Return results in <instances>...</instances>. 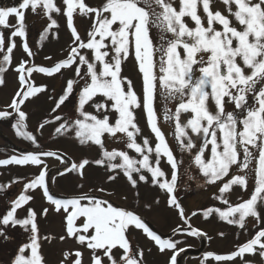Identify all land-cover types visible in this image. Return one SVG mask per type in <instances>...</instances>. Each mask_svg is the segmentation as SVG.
Here are the masks:
<instances>
[{"label":"snow or ice","instance_id":"snow-or-ice-1","mask_svg":"<svg viewBox=\"0 0 264 264\" xmlns=\"http://www.w3.org/2000/svg\"><path fill=\"white\" fill-rule=\"evenodd\" d=\"M219 3L223 10L214 0H103L97 6L86 0H19L15 6L0 7V86L6 85L9 71L16 73L18 82L10 102L0 110V121H14L15 135L33 148L0 159V167L39 169L30 178L0 184V194L22 185L0 214V240L12 238L9 229L26 236L11 264H47L41 241L50 236L41 235L40 220L50 212L61 217L60 241L70 239L77 246L63 252L61 264H85V253L87 264H146L145 253L153 248L166 256V264H178L185 249L173 237H207L191 223L200 213L187 215L177 196L184 178L217 188L212 199L223 207L200 210L205 220L215 216L242 233H252L229 253H205L199 264H256L248 257L257 256L264 264V0ZM29 12L46 20L39 48L60 39L57 17L66 21L69 43L63 57L50 66L35 63L37 52L30 46L26 22ZM13 17L15 22L9 23ZM77 17L88 21L83 37ZM17 49L22 52L18 62ZM45 59L51 61L52 56ZM129 59L138 70L139 93L133 80L123 75ZM34 74L63 78L59 93L47 84L37 85ZM41 95L51 103L50 110L36 129L29 130V115L23 109ZM69 106L70 112L62 114ZM141 116L148 135L140 126ZM162 122L171 129L175 148ZM46 127L53 130L50 136L72 137L79 146L94 148L97 156L69 165L64 154L42 150L35 133ZM177 150L181 157L187 155L184 171ZM46 158L65 164L60 176L75 173L83 180L85 169L95 167L104 170L105 179L90 191L55 198ZM121 176L136 205L141 184L164 194L166 206L182 222L172 228V236L162 238L135 207L115 206L106 198L115 193L104 184ZM237 189L248 198L232 203L229 197ZM37 192L50 205L39 212L32 207ZM122 199L127 201L128 195ZM159 204L156 198L143 207L150 210ZM137 233L149 242L147 248L135 239Z\"/></svg>","mask_w":264,"mask_h":264},{"label":"rangeland","instance_id":"rangeland-1","mask_svg":"<svg viewBox=\"0 0 264 264\" xmlns=\"http://www.w3.org/2000/svg\"><path fill=\"white\" fill-rule=\"evenodd\" d=\"M19 0H0V7H12L15 6ZM59 2V0H58ZM86 2L90 6L100 5L103 0H86ZM215 6L220 10H223V5L219 3V0H214ZM58 23L61 25L59 36L60 39L58 41L53 40L52 42H45L43 48H39L38 46V36L42 31L43 27L46 24V20L42 19L39 16H34L30 12L26 16V22L29 25V43L30 46L33 47V50L37 52L34 60L37 65L42 66H50L54 61L61 59L65 54V49L67 44L69 43V35L66 30L65 24L66 21L63 17H57ZM15 19L9 18V23H14ZM191 23V22H190ZM75 24L83 37L85 35V29L88 27V21L86 19H81L79 17L76 18ZM7 35V32L5 33ZM19 43V41H18ZM45 56H52V60H46ZM16 62L20 58H22V52L17 49L15 51ZM26 58V57H24ZM123 75L129 77L133 80L136 90L139 93L141 90L140 77L138 74V70L134 60L129 59L123 66ZM6 85L0 86V110L4 109L6 104L10 102L11 97L15 93L18 88V82L16 79V73L13 71H9L6 76ZM33 79L35 80L37 85L47 84L49 88H55L57 93H59L61 89V82L63 78L51 79L43 74H34ZM47 101L46 96L41 95L38 99L33 100L31 103H28L24 107V111L29 115V130H34L38 127V123L47 116L48 111L50 110L51 103ZM71 106L69 108H65L62 114H68L70 112ZM91 110V109H89ZM140 126L144 128V119L140 117ZM162 128L167 135V139L169 143L175 148V144L173 142V137L171 135V129L169 126L162 122ZM53 131L51 128H45L41 131V133H36L40 140L45 144V148H50V150L58 151L64 154L65 159L68 161L69 165L72 162H79L81 158H89L93 159L97 156V151L94 148H84L78 145L77 142L72 137L67 138H59L52 137L49 133ZM144 134L148 135V131L144 128ZM14 136L11 129L8 125L3 122L0 123V159H5L10 155L17 154L15 151H12L11 147L17 148H25L23 144L25 141ZM109 147H121L120 145H109ZM7 149V152H4ZM56 149V150H55ZM31 150V149H28ZM78 150L81 153H78ZM12 151V152H10ZM65 152V153H63ZM178 158H183L184 163L181 165V170L184 171L185 165L189 163L187 155L185 154L181 157V154L177 150ZM46 163L49 168V186L50 191L58 196H73L68 193L71 192L72 185L73 192L78 194L81 191H90L92 187L103 183L105 179V172L103 169L99 168H86L84 179H78L75 173L65 174L64 176H60L59 173L64 171L65 164L57 161L55 158L46 159ZM162 167L165 171H169V168L166 163H162ZM54 168L63 169L61 171H54ZM39 169L34 167H19V166H8V167H0V184H5L11 181L15 177H31L34 173H37ZM195 174V173H192ZM70 175V176H69ZM188 188L189 192L192 195L182 194L180 196V201L185 208V212L187 215H191L193 211H198L199 209L205 207V205L210 206H218L219 202L214 201L212 199L213 195L217 192V188L214 186L203 187L202 191H199V183L188 181L186 178L183 179ZM79 184H83L84 188L80 189L78 187ZM104 187L114 192L115 194L112 196H108V198L115 206L120 207H128L132 208V201L135 200L132 190L126 184L125 179L121 176L115 183L112 184H104ZM22 188L21 184H14L11 189H9L6 193L0 194V214L4 213L6 209L9 207V201L15 199L16 195L20 192ZM201 188V187H200ZM180 190V188L178 189ZM177 190V191H178ZM181 191V190H180ZM140 192V203L135 208V210L144 218L145 222L148 224V221H151L159 228L164 230V235L170 233L169 231L172 228L182 225V222L179 220L178 215L172 209H169L166 206L167 210H162L160 205H154L150 210L145 209L143 205L145 203H151L155 196H159L161 200L165 201L164 194L161 193L158 189L151 187L150 185L141 184L139 186ZM74 194V195H76ZM95 195H101L98 192L93 193ZM127 194L128 200L125 201L122 199V195ZM35 199L32 202V207H34L38 212L43 207H50L46 203V201L42 198V194L37 192L34 194ZM243 196L244 199H247L248 196L239 189H237L230 197V201L232 203L239 202V198ZM218 204V205H217ZM141 209H143L141 211ZM20 216H23V212H19ZM191 223L193 226L200 228L204 232L207 233V237L201 238L203 241V247L200 250V238H192L184 236L173 237L181 240L180 247L184 248L188 253L181 255L178 258L179 264H199V261L203 258L204 254L207 252H213L217 254H226L234 250L237 243H243L251 236V232L242 233L237 228H233L234 232H231L232 227L227 225L226 223L219 221L215 216L205 220L202 214H198L195 217H192ZM251 224V222H250ZM197 225V226H196ZM150 227V226H149ZM151 228V227H150ZM155 229H153L154 231ZM40 231L41 235H49L50 239L48 241L42 240V254L44 255L47 264H61V260L63 259V252L74 250L77 246L70 239H66L65 241H60L59 237L64 234V228L62 224L61 217L52 212L49 213L46 219L40 220ZM157 232V230H156ZM168 232V233H167ZM224 232V237H220L218 233ZM159 233V232H157ZM167 233V234H166ZM229 233V234H227ZM234 234V238L232 234ZM161 234V233H160ZM9 235L12 237L9 241L4 242L0 240V264H11V260L15 255V250L19 246L22 241L26 240V236L22 234L19 230L9 229ZM211 237V239H208ZM136 240L139 241L140 245L147 248L149 246V242L143 237L142 234L137 233ZM135 242V241H134ZM187 246V247H185ZM146 264H166V256H162L158 253V251L153 248L151 253H145ZM248 259H252L256 262V264H260L259 257H248ZM85 264H87V253H85ZM209 264H216L215 261H210Z\"/></svg>","mask_w":264,"mask_h":264},{"label":"trees","instance_id":"trees-1","mask_svg":"<svg viewBox=\"0 0 264 264\" xmlns=\"http://www.w3.org/2000/svg\"><path fill=\"white\" fill-rule=\"evenodd\" d=\"M49 103V102H48ZM3 122H5L7 125H8V127L11 129V131H12V133L14 134V136L15 137H17L16 135H15V132H14V129H12L11 128V123H13L14 121H12V120H10V121H0V123H3ZM36 134V133H35ZM18 139H20V141L19 142H21V139L22 138H20V137H17ZM23 140V139H22ZM24 141V140H23ZM40 144H41V148H42V150H50V148H45V144L46 143H44L43 142V140L41 141L40 140ZM25 147H28V149H31V150H33V148H32V146L30 145V143L29 142H27V141H25V143L23 144ZM82 149H84L83 147H82ZM56 150V149H55ZM4 152H7V149H5V151ZM10 152H12V151H10ZM63 153H65V152H63ZM78 153H81V151L80 150H78ZM46 159H52V158H46ZM70 176V175H69ZM69 187H71V192H69L68 194L69 195H74V194H76L75 192H73V187H72V185H69ZM207 187H209V186H207ZM211 187V186H210ZM180 188V190H178L177 191V196H178V198H180V196L183 194H188V195H192V193H190L189 192V189H187L188 188V186H187V184H186V182L184 181V180H182L181 181V184H180V186L178 187V189ZM202 189H204L203 187H199V191H202ZM132 193H133V191H131ZM156 198H159L160 199V197L159 196H155V198L154 199H156ZM153 199V200H154ZM152 200V201H153ZM218 202V201H217ZM130 204H132V206L133 207H135V208H137V206L138 205H136V200H134V201H132ZM160 207L162 208V210L164 211V210H167L166 209V203H165V201L164 200H161L160 199ZM218 205V204H217ZM206 207H209L208 205H205V207H203V208H201V209H199L197 212L198 213H200V214H202L201 212H200V210H202V209H204V208H206ZM143 209H141V211H142ZM144 211V210H143ZM142 211V212H143ZM148 225L151 227V229L153 230V229H155L154 231L156 232V230H157V232H159V233H161V234H163L164 235V230L163 229H161V228H159L157 225H155L154 223H152L151 221H148ZM197 226V225H196ZM232 227V229H231V232H234L233 231V228H234V226H231ZM169 232H172V230L171 231H169ZM168 233V232H167ZM166 233V234H167ZM227 234H229V233H227ZM232 234V237L234 238L235 236H234V234L233 233H231ZM180 237H178V239H179ZM184 238L186 239L187 237L186 236H184ZM185 247H187V246H185Z\"/></svg>","mask_w":264,"mask_h":264},{"label":"water","instance_id":"water-1","mask_svg":"<svg viewBox=\"0 0 264 264\" xmlns=\"http://www.w3.org/2000/svg\"><path fill=\"white\" fill-rule=\"evenodd\" d=\"M11 149H12L13 151L19 153V154H21V153H27V152H29V151H32V150H28V149H25V148H17V147H14V146H12ZM53 170H54V171H61V170H63V169L54 168ZM50 193H51L52 195H54L55 198L57 197V195L54 194V193H52L51 191H50ZM62 198H68V197H62ZM158 234H159V233H158ZM160 235H161V234H160ZM161 236H162V238L170 237V236H172V232L169 233V234H167L166 236H163V235H161ZM202 247H203V241H202V239L200 238V250L202 249ZM186 253H188V252L185 251L184 253H181V255L186 254ZM178 264H179V263H178Z\"/></svg>","mask_w":264,"mask_h":264}]
</instances>
